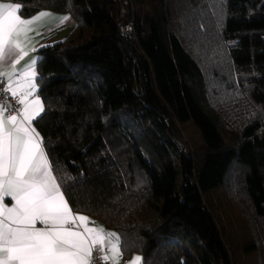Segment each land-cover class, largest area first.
<instances>
[{"label": "trees", "instance_id": "trees-1", "mask_svg": "<svg viewBox=\"0 0 264 264\" xmlns=\"http://www.w3.org/2000/svg\"><path fill=\"white\" fill-rule=\"evenodd\" d=\"M0 1L75 20L35 121L74 211L125 259L264 264V0Z\"/></svg>", "mask_w": 264, "mask_h": 264}, {"label": "snow or ice", "instance_id": "snow-or-ice-1", "mask_svg": "<svg viewBox=\"0 0 264 264\" xmlns=\"http://www.w3.org/2000/svg\"><path fill=\"white\" fill-rule=\"evenodd\" d=\"M22 7L0 2V83L2 92L21 106L13 109L0 101V264H93L94 259L119 264V236L74 211L61 187L66 181L54 174L34 124L45 113L36 94L37 58L20 74L16 65L36 51L28 47L30 34L36 31L33 25L55 17L41 11L25 19ZM69 19L60 17L58 26ZM9 67L12 70L6 71ZM140 261L136 256L129 264Z\"/></svg>", "mask_w": 264, "mask_h": 264}, {"label": "crops", "instance_id": "crops-1", "mask_svg": "<svg viewBox=\"0 0 264 264\" xmlns=\"http://www.w3.org/2000/svg\"><path fill=\"white\" fill-rule=\"evenodd\" d=\"M44 12H50V13H52L53 14V17H55V18H52V17L45 18L41 22L33 25V27L36 29V31H34V32H32L30 34V36L32 37V39H31L30 43L28 44V47L31 48V47L34 46L36 48V51L35 52H30L29 53V56L25 57L23 60L20 61L19 64L16 65L17 74H20L21 72H23L25 70V66L28 64V62L32 58H34V57L37 58V65H36V70H37L36 80H37V88H38V91L36 93L37 95H39V83H38L39 70H38V64H39V59H40V53H39L40 50L43 49V48H45V47H48V46H52L54 44H57L58 42H61L62 40H64L67 37V35L71 32V30L73 29V27L75 25V20L69 14L56 13V12L47 11V10H44ZM37 14H35V15L31 16V17H27V18L23 17V18H25V19L33 18ZM63 16H69L70 19L67 22H65L63 26H58L59 25V18L60 17H63ZM37 32H39V35H37ZM5 70L6 71H11L12 69L9 67V68H7ZM39 97L41 98L40 95H39ZM41 100L43 102V99L42 98H41ZM34 124H35V121H34ZM36 129L39 132L37 126H36ZM79 214L85 215V214H82V213H79ZM85 216H87V215H85ZM90 221L91 222H94L96 227H101L102 226L105 229L106 232H114V231L107 230L103 226V224L100 223L99 221L93 220L92 218H90ZM39 226L40 225H37V227H39ZM90 226H91V224H90ZM120 249H121L122 255H121V258L119 260V264H129V262L132 261L134 257L140 256L138 254H133L131 257L125 259L124 256H123V251H122L121 245H120ZM140 257H141L140 264H143V258H142V256H140Z\"/></svg>", "mask_w": 264, "mask_h": 264}, {"label": "built area", "instance_id": "built-area-1", "mask_svg": "<svg viewBox=\"0 0 264 264\" xmlns=\"http://www.w3.org/2000/svg\"><path fill=\"white\" fill-rule=\"evenodd\" d=\"M120 30H121V32L125 36H127V37H133L134 36V32H135L134 21L133 20L123 21L120 24ZM3 87H4V84L3 83H0V101L9 103L13 109L20 108L21 106L16 103L15 99L10 98L7 94H4L2 92ZM12 114H16V113L13 112ZM93 256L94 257L96 256V253L95 252L93 253ZM93 264H104V262L101 261L100 259H94L93 260ZM107 264H112V261L109 260L107 262Z\"/></svg>", "mask_w": 264, "mask_h": 264}, {"label": "rangeland", "instance_id": "rangeland-1", "mask_svg": "<svg viewBox=\"0 0 264 264\" xmlns=\"http://www.w3.org/2000/svg\"><path fill=\"white\" fill-rule=\"evenodd\" d=\"M194 137V136H193Z\"/></svg>", "mask_w": 264, "mask_h": 264}]
</instances>
